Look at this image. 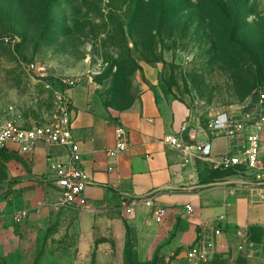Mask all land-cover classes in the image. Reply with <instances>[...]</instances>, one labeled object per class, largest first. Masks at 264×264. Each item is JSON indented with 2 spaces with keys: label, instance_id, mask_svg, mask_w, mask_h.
Listing matches in <instances>:
<instances>
[{
  "label": "rangeland",
  "instance_id": "rangeland-1",
  "mask_svg": "<svg viewBox=\"0 0 264 264\" xmlns=\"http://www.w3.org/2000/svg\"><path fill=\"white\" fill-rule=\"evenodd\" d=\"M243 1L245 20L226 33L225 25L205 20L191 3L162 23L157 0L154 18L148 0H65L50 7L48 19V0H0V116L13 107L25 127L55 120L68 87L63 79L104 116L137 108L152 87L207 124L221 113H253L264 92V0ZM226 10L236 13L234 6ZM235 29L231 44L226 35ZM33 62L42 70L30 71ZM17 164L16 155L0 157V264H128L126 253L140 261L135 228L122 213L93 221L80 209L52 210L44 205L51 196L40 199L34 186L21 187ZM21 209L29 216L16 223ZM218 258L199 264H256L242 253Z\"/></svg>",
  "mask_w": 264,
  "mask_h": 264
},
{
  "label": "crops",
  "instance_id": "crops-1",
  "mask_svg": "<svg viewBox=\"0 0 264 264\" xmlns=\"http://www.w3.org/2000/svg\"><path fill=\"white\" fill-rule=\"evenodd\" d=\"M66 94L72 103V133L83 152L82 167L91 179L84 193L91 208L87 220L105 221L122 213L135 228L142 262L158 255L170 264H192L188 251L206 243L215 245L214 257H234L245 236L259 248L251 261L264 264V185L251 184L249 174L217 178L212 164L197 153L187 156L166 143L175 136L187 146L211 145L212 154L221 156L236 150L242 138L231 141L214 135L209 128L214 119L208 124L200 121L187 105L168 100L158 87L146 88L137 108L110 116L94 112L83 91L70 89ZM224 114L215 119L223 121ZM20 124L24 128L36 125ZM184 126L187 130L182 132ZM118 127L126 130L129 149L111 159L108 151L115 146ZM2 154L19 158L21 164L15 167L22 188L34 186L40 199L47 195L52 202L60 199L50 167L55 161L67 160L66 147L39 144L32 152L22 153L10 144ZM260 156L264 160V136ZM149 195L167 211L161 224L144 206L132 217L122 210L125 199ZM26 197L27 203L34 200L31 193ZM216 231L221 234L217 236Z\"/></svg>",
  "mask_w": 264,
  "mask_h": 264
},
{
  "label": "built area",
  "instance_id": "built-area-1",
  "mask_svg": "<svg viewBox=\"0 0 264 264\" xmlns=\"http://www.w3.org/2000/svg\"><path fill=\"white\" fill-rule=\"evenodd\" d=\"M41 65L33 62L28 68L30 71H41ZM45 76V75H42ZM65 87L74 86L73 81L61 80ZM66 90L61 93V106L59 115L55 120L47 123H38L34 127L24 128L18 117L16 110L10 107L4 116H0V155L10 145L15 144L20 152H32L39 144L47 147L61 146L68 149V158L64 161H55L50 169L54 174L55 183L60 189L61 197L58 201L44 203L56 211L63 209H80L91 211L88 207V201L84 195L86 188L91 184L90 176L82 167L83 152L81 146L75 141L72 133L71 100L67 96ZM258 103L255 112L243 114L241 117L226 113L222 115L224 120L214 119L209 128L216 136H225L231 141L242 138L243 143L226 155L214 156L211 145L187 146L180 138L168 137L166 143L171 144L177 149L186 153L187 156L192 151L198 156L212 164L214 170H228L238 168V174H249L253 178L251 184L256 183L264 185V160L261 159L260 150L264 136V92H259ZM187 127L182 128L185 132ZM116 143L113 149L108 151L111 159L117 158L129 149V140L124 128L116 129ZM110 171L113 169L110 168ZM250 185V184H248ZM144 206L152 210L155 221L158 224L164 222L167 211L157 205L153 196L142 197L138 199L122 202V210L126 216L135 215L136 209ZM188 212L192 211L191 206H187ZM29 216V210L21 209L14 214L16 223H22ZM220 231H216L219 236ZM258 245L250 239L242 236V242L238 250L248 258L259 250ZM215 245L213 243L197 244L187 253V260L190 263L199 264L212 260L214 258ZM264 251V244L261 246Z\"/></svg>",
  "mask_w": 264,
  "mask_h": 264
},
{
  "label": "trees",
  "instance_id": "trees-1",
  "mask_svg": "<svg viewBox=\"0 0 264 264\" xmlns=\"http://www.w3.org/2000/svg\"><path fill=\"white\" fill-rule=\"evenodd\" d=\"M61 2L63 4L65 0H48L46 3V7H44V19L50 18V7L54 9V6L57 2ZM159 3V12L157 13L159 18L162 20V23H166L170 20H172L176 16V12H178L176 9H179L180 11L182 8H184V3L190 4V8L195 9L200 16H202L205 20H208L209 22H212L214 24H219L221 28L224 27L225 25V31L226 33L229 32V27L232 24H238L240 21H244L243 15L247 13V3L244 2L243 0H229L228 3L224 2L222 0H180L176 4H172L168 6L169 0H157ZM145 6L149 7V12L152 14L151 18H154L153 16L155 13L152 11L153 7V0H148V2L145 4ZM229 6H234L236 8V13L235 15H227V10ZM179 11V12H180ZM255 9H252L251 12H254ZM259 22L262 24L263 28L261 31L262 34V39L260 41L264 42V18L260 17ZM223 24V25H222ZM236 26V25H235ZM45 28L47 30H50L51 24L46 22L45 23ZM238 35V33L235 32L227 34V40L231 44L235 42V37ZM230 53H233V51L230 49ZM260 82L264 84V76L262 75L260 77ZM64 91L66 89H63ZM4 154H2L0 157H2ZM238 168H231L228 170H215L213 175L217 178H225V177H230L233 175L238 174ZM127 255V262L128 264H158L159 262V256L156 255L152 260L142 262H134L131 258H129L131 255ZM217 257H214L212 261H217L219 260ZM129 258V259H128ZM35 264H40L39 261H37Z\"/></svg>",
  "mask_w": 264,
  "mask_h": 264
}]
</instances>
